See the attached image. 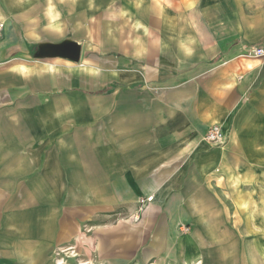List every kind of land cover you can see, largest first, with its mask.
<instances>
[{
    "label": "crops",
    "instance_id": "crops-1",
    "mask_svg": "<svg viewBox=\"0 0 264 264\" xmlns=\"http://www.w3.org/2000/svg\"><path fill=\"white\" fill-rule=\"evenodd\" d=\"M0 23V264H264V0H0ZM66 39L78 61L36 56Z\"/></svg>",
    "mask_w": 264,
    "mask_h": 264
},
{
    "label": "water",
    "instance_id": "water-1",
    "mask_svg": "<svg viewBox=\"0 0 264 264\" xmlns=\"http://www.w3.org/2000/svg\"><path fill=\"white\" fill-rule=\"evenodd\" d=\"M37 57H63L72 61H78L80 45L75 41L66 39L60 43H40L37 47Z\"/></svg>",
    "mask_w": 264,
    "mask_h": 264
},
{
    "label": "built area",
    "instance_id": "built-area-1",
    "mask_svg": "<svg viewBox=\"0 0 264 264\" xmlns=\"http://www.w3.org/2000/svg\"><path fill=\"white\" fill-rule=\"evenodd\" d=\"M2 27L3 25L2 23H0V36H1ZM253 54L256 56H263L264 50L262 48H255ZM206 139L212 144H221L225 140V135L217 126H214L211 127L206 133ZM150 201H151V196L145 198L140 197L138 199V202L140 203L139 210H141L144 207V205L149 203Z\"/></svg>",
    "mask_w": 264,
    "mask_h": 264
},
{
    "label": "rangeland",
    "instance_id": "rangeland-1",
    "mask_svg": "<svg viewBox=\"0 0 264 264\" xmlns=\"http://www.w3.org/2000/svg\"><path fill=\"white\" fill-rule=\"evenodd\" d=\"M60 262V263H59ZM65 262V259L62 257L58 258V264H63Z\"/></svg>",
    "mask_w": 264,
    "mask_h": 264
},
{
    "label": "clouds",
    "instance_id": "clouds-1",
    "mask_svg": "<svg viewBox=\"0 0 264 264\" xmlns=\"http://www.w3.org/2000/svg\"><path fill=\"white\" fill-rule=\"evenodd\" d=\"M185 54H190L187 50H185Z\"/></svg>",
    "mask_w": 264,
    "mask_h": 264
}]
</instances>
